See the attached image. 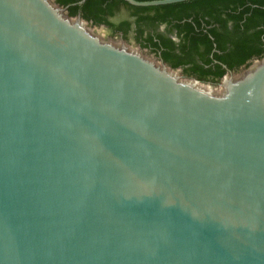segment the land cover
Here are the masks:
<instances>
[{
  "label": "water",
  "instance_id": "95a60500",
  "mask_svg": "<svg viewBox=\"0 0 264 264\" xmlns=\"http://www.w3.org/2000/svg\"><path fill=\"white\" fill-rule=\"evenodd\" d=\"M67 7L0 0V264H264V55L214 89Z\"/></svg>",
  "mask_w": 264,
  "mask_h": 264
},
{
  "label": "trees",
  "instance_id": "16d2710c",
  "mask_svg": "<svg viewBox=\"0 0 264 264\" xmlns=\"http://www.w3.org/2000/svg\"><path fill=\"white\" fill-rule=\"evenodd\" d=\"M93 24L160 53L172 67L212 83L264 55V0H181L139 6L127 0H55Z\"/></svg>",
  "mask_w": 264,
  "mask_h": 264
},
{
  "label": "rangeland",
  "instance_id": "374dc122",
  "mask_svg": "<svg viewBox=\"0 0 264 264\" xmlns=\"http://www.w3.org/2000/svg\"><path fill=\"white\" fill-rule=\"evenodd\" d=\"M87 24L92 27L93 29H95L98 33H100L103 37L105 38H110L113 40H120L121 38L124 39V41L126 43H128L131 47H135L138 48L140 51H142L143 53L153 57L156 60H159V55L156 52L151 51L149 48L140 45L133 36L132 32H129L127 37L122 36V34L120 32H112L111 30L108 29L107 26H105L104 24H93L90 21H86ZM255 60V59H254ZM243 67H241L238 70H235L236 73L240 72V70H242ZM178 71H182L180 67L176 68ZM205 85L214 88V89H219L220 86L217 83H212V82H204Z\"/></svg>",
  "mask_w": 264,
  "mask_h": 264
}]
</instances>
